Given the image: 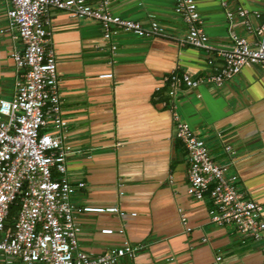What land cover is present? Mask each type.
Masks as SVG:
<instances>
[{
    "label": "crops",
    "instance_id": "0c3cea01",
    "mask_svg": "<svg viewBox=\"0 0 264 264\" xmlns=\"http://www.w3.org/2000/svg\"><path fill=\"white\" fill-rule=\"evenodd\" d=\"M84 1L97 5L100 0ZM175 1L109 0L110 10L121 17L143 25L153 17L164 36L118 30L105 39L96 20L54 7L45 15L46 45L55 53L67 121L56 134L70 148L67 178L74 185L83 183L71 201L76 208L116 206L123 211L78 215V248L94 256L124 241L143 244L134 258L122 257L116 264H264L262 243L232 224L212 223L211 199L187 193V150L175 136L172 110L204 139L214 161L238 175L244 195L264 207V65L242 67L220 86L202 84L170 95L163 77L172 70L202 74L209 70L208 59L221 62L216 52L186 42L188 25L175 13ZM262 1L195 0L199 27L216 49L231 47L232 33L253 41L244 24L226 14L235 15L238 8L251 13ZM10 5L0 0V28ZM20 48L19 38L0 33V94L5 98L15 92L19 70L11 53ZM105 73L112 76H100ZM103 228L113 232L103 233Z\"/></svg>",
    "mask_w": 264,
    "mask_h": 264
},
{
    "label": "built area",
    "instance_id": "2783aa9c",
    "mask_svg": "<svg viewBox=\"0 0 264 264\" xmlns=\"http://www.w3.org/2000/svg\"><path fill=\"white\" fill-rule=\"evenodd\" d=\"M6 25L0 33L11 32L22 48L11 55L19 70L11 98L0 94V264H116L122 257L134 258L142 243L124 241L98 255L78 248L80 226L77 216L85 212L123 214L116 206L74 207L71 196L76 187L66 174L70 148L56 132L65 129L58 93L56 58L46 45L50 35L45 15L54 7L73 17L98 21L103 37L110 39L118 30L139 37L164 36V27L150 18L147 25L139 20L114 14L109 0L90 5L84 0H10ZM174 11L188 25L186 42L209 53L218 54L220 63L208 59L209 70H172L163 77L173 97L185 89L202 84L220 86L237 75L242 67L264 65V0L251 13L238 8L228 20H240L253 41L231 34V47L216 49L199 27L200 17L195 0H176ZM251 17L258 22L253 24ZM112 49L116 48L112 44ZM111 77V73L101 74ZM173 110L175 136L187 150V193L196 199L207 195L213 206L210 221L217 225L232 224L236 230L264 247V207L248 198L238 186V175L226 164L214 161L204 139ZM230 146L225 150L231 152ZM17 206L14 214L10 209ZM181 222L186 223L182 216ZM187 231L190 227H186ZM103 233L113 229L103 228ZM122 232V230H119ZM217 260L221 256L216 257Z\"/></svg>",
    "mask_w": 264,
    "mask_h": 264
},
{
    "label": "trees",
    "instance_id": "16d2710c",
    "mask_svg": "<svg viewBox=\"0 0 264 264\" xmlns=\"http://www.w3.org/2000/svg\"><path fill=\"white\" fill-rule=\"evenodd\" d=\"M17 208V206H15V207H12L11 209H10V214H14L15 212H16V209Z\"/></svg>",
    "mask_w": 264,
    "mask_h": 264
}]
</instances>
